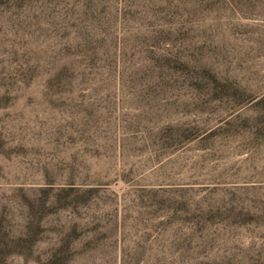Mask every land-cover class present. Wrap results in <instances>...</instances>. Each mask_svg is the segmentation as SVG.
<instances>
[{"label": "rangeland", "instance_id": "374dc122", "mask_svg": "<svg viewBox=\"0 0 264 264\" xmlns=\"http://www.w3.org/2000/svg\"><path fill=\"white\" fill-rule=\"evenodd\" d=\"M0 264H264V0H0Z\"/></svg>", "mask_w": 264, "mask_h": 264}]
</instances>
